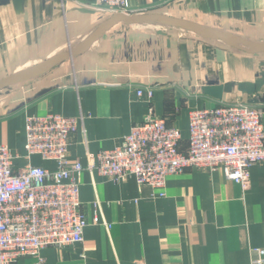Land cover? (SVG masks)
Segmentation results:
<instances>
[{"label": "crops", "instance_id": "1", "mask_svg": "<svg viewBox=\"0 0 264 264\" xmlns=\"http://www.w3.org/2000/svg\"><path fill=\"white\" fill-rule=\"evenodd\" d=\"M128 3L132 14L179 19L240 43L264 41V0ZM111 15L96 0H0V82L36 73L30 70L77 50ZM220 104L259 108L264 124V52L248 53L159 21H117L87 49L0 88V144L25 156L28 116H83L67 161L86 165L88 153L114 148L154 115L180 130L186 151L189 112ZM16 162L55 167L38 155ZM249 172L242 189L221 168L188 167L170 175L164 196L157 197L131 176L115 181L84 170L82 242L46 247L14 264H250V250L264 248V161Z\"/></svg>", "mask_w": 264, "mask_h": 264}, {"label": "built area", "instance_id": "2", "mask_svg": "<svg viewBox=\"0 0 264 264\" xmlns=\"http://www.w3.org/2000/svg\"><path fill=\"white\" fill-rule=\"evenodd\" d=\"M96 3L110 14H132L128 0ZM145 92L152 98V89ZM82 121L83 116L30 115L25 124V156L0 144V264H14L24 255L37 256L46 247L82 242L87 226L79 197L84 170L115 181L131 176L139 187L148 185L161 197L167 178L188 167L221 168L226 179L246 189L250 167L264 161L262 112L246 105L192 109L186 151L180 149L178 128L164 117L147 115L114 148L88 153L86 165L70 164L68 147ZM33 155L53 161L55 167L17 165L18 159ZM99 204L94 202V223L99 222ZM250 254V264H264V248L254 247Z\"/></svg>", "mask_w": 264, "mask_h": 264}, {"label": "water", "instance_id": "3", "mask_svg": "<svg viewBox=\"0 0 264 264\" xmlns=\"http://www.w3.org/2000/svg\"><path fill=\"white\" fill-rule=\"evenodd\" d=\"M117 21H125V22H146V21H159L163 22L168 25L172 26H177L180 28H183L187 31H191L206 37H210L213 39H219L223 41L224 43L237 48L239 50L248 52V53H258V52H264V41L262 42H252V43H240L237 39H234L225 33L218 31V30H213L209 29L206 27H202L199 25L187 23L185 21L179 20V19H173L170 17H165L163 15H158V14H124V13H113L107 21H105L100 27H98L87 39V41L79 47L77 50H72L68 51L63 57H60L56 60H54L52 63L47 65L46 67L42 68L39 70L38 67H34L30 70V72H36L32 73L29 75H23L20 77H15L12 79H8L5 81L0 82V88L5 87L7 85H11L14 83H19L25 80H28L32 77L38 76L51 68L55 63L58 61H61L62 59H65L69 56H72L74 53L81 52L85 49H87L92 42L100 36L112 23L117 22Z\"/></svg>", "mask_w": 264, "mask_h": 264}]
</instances>
